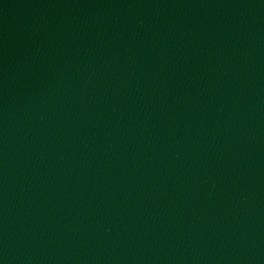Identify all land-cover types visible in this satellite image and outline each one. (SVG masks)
Here are the masks:
<instances>
[{"label": "water", "instance_id": "water-1", "mask_svg": "<svg viewBox=\"0 0 264 264\" xmlns=\"http://www.w3.org/2000/svg\"><path fill=\"white\" fill-rule=\"evenodd\" d=\"M0 264H264V0H0Z\"/></svg>", "mask_w": 264, "mask_h": 264}]
</instances>
